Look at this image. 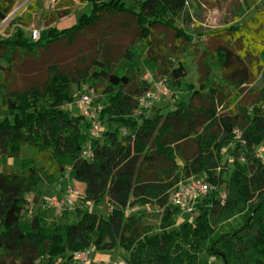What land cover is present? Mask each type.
Listing matches in <instances>:
<instances>
[{"label":"trees","instance_id":"1","mask_svg":"<svg viewBox=\"0 0 264 264\" xmlns=\"http://www.w3.org/2000/svg\"><path fill=\"white\" fill-rule=\"evenodd\" d=\"M80 1L91 3V11L71 27L58 30L56 21L74 12L73 0H54L40 16L47 25L44 35L39 32L36 40L30 33L25 35L33 14L20 10L7 22L15 26L12 33L0 36V105L7 112L0 119V154L18 155L23 145L29 149L21 171L0 173V264L42 260L58 264L67 252L69 260L90 245L99 251L122 250L126 264H211L202 255L220 264H264V160L256 154L257 146L264 145V85L249 88L256 93L252 105L239 102L243 87L264 68L260 57L264 7L243 24L210 33L226 34L227 43L204 50L205 73H200L195 88L182 83L184 59L190 46L202 42L203 34H194V29L183 25L184 0H140L132 6L120 0ZM16 2L0 0V22ZM116 15L131 17L138 33L137 43L124 58L132 61L133 52L144 55L161 77H169L173 87L187 90L191 99L205 100L207 105L177 100L166 113L146 116L143 110L140 116L134 115L138 97L148 89L146 85L130 88L129 70L136 64L129 63L123 71L102 59L79 77L53 66L43 84L10 89L11 80L3 69L13 66L16 55L18 59L24 54L35 56L52 43L70 44L104 17ZM240 16L236 14L234 20ZM154 27L174 33L175 49L184 51L180 58L163 60L161 53L167 45L153 48L155 53L150 56L148 50L142 53L141 44L153 47ZM213 70L219 74L210 77ZM80 81L100 94L93 102L106 104L101 112L108 126L97 136L90 133L91 120L70 105L84 93L79 91L74 98L72 85L79 87ZM219 105L227 109L224 114L217 110ZM86 145L90 154L83 156ZM226 150L230 157L225 156ZM217 167L219 174L208 177L205 172ZM227 172V179L222 180ZM198 175L205 176L216 190L200 198L198 214L175 229L172 224L180 210L169 203L171 180ZM60 178L85 184V195L78 198L81 205L71 210L76 221L57 223L27 215L30 200L26 195L35 186ZM222 181L225 191L218 187ZM221 192L224 200L219 197ZM104 197L111 208L107 216L89 211V203H99ZM147 205L156 208L159 232H151L144 223ZM134 206L139 210L126 215L125 210ZM234 218L236 224L225 229Z\"/></svg>","mask_w":264,"mask_h":264},{"label":"rangeland","instance_id":"2","mask_svg":"<svg viewBox=\"0 0 264 264\" xmlns=\"http://www.w3.org/2000/svg\"><path fill=\"white\" fill-rule=\"evenodd\" d=\"M125 5H135L140 0H120ZM142 1V0H141ZM74 12L69 16L61 17L56 21V27L58 30L71 27L83 14H88L91 11V3L81 2L80 0H73ZM54 4V0H17L12 12L0 22V36H7L8 33H12L14 25L7 23L12 15L20 10H29L33 14V18L30 20L28 26L24 28L25 35H28L32 30H38L42 35L46 33V21L41 19V13L47 11ZM264 7V0H191L185 9L183 17V25L189 30L194 29L196 32L203 34L202 42L195 43L190 46L185 54L186 74L183 77V85L192 86L197 88L199 85L200 73L203 75L204 68L202 65L204 53L206 50L214 49L220 44L227 43L224 39V33L210 34L217 28L226 25H240L250 19L255 13L256 9ZM236 14L241 15L238 20H234ZM137 30L134 21L131 17L126 15L106 16L104 19L97 23L95 26L88 28L84 33L76 35L75 40L68 44L64 41L52 43L47 49L39 51L37 55L24 54L21 58L16 55L15 62L12 67L3 69L4 76L11 80L10 89H23L29 85H41L43 84L49 75V69L53 66L69 73L74 77H79L82 73L90 71L92 69V63L96 60H110L114 66L119 67L125 71L129 63L133 62L137 66L134 69L129 70V74L132 75L133 82L131 89L137 86L146 85L148 89H152L156 83L159 82L161 75L154 70V64L152 61L145 59L144 55H140L138 52H133V60H127L124 58V54L129 48H132L137 42ZM153 47H148L144 44L140 45V50L143 52L149 51V55H153L155 50H160L161 46L167 45L162 50L163 60L168 58H180L184 51L175 49V36L169 29H163L162 27H154L152 29V36L150 39ZM169 45V47H168ZM235 45V44H234ZM155 48V50L153 49ZM205 50V51H204ZM190 52V53H189ZM192 53V54H191ZM190 54V55H189ZM264 62V49L260 55ZM1 64L5 66V63L1 61ZM214 74H219V71L213 70L210 77ZM257 80L253 81L250 85L243 87V92L239 100L240 104L252 105L256 97V93L249 90V88L256 89L258 84ZM260 83L264 81V71L261 73L258 80ZM81 82V81H80ZM264 83V82H262ZM262 85V84H261ZM167 93L170 97H163L161 100L154 103L152 108L144 110V115L154 116L157 113H166L173 108V104L177 100H183L185 102L191 101L196 106H206L207 102L199 98H190V93L187 90H181L180 88L173 87L170 83L169 77L165 84ZM147 89V90H148ZM82 91L88 93L92 102L91 105L97 112V117L100 116L99 122L101 125L100 131L103 132L108 126L106 121V115L101 110L106 107L104 102H93L100 94L98 91L93 90L88 84H83L77 87L76 84L72 85V92L74 98L77 97L78 92ZM77 100L74 99L71 102L73 110L76 111ZM217 110L220 114H224L227 109L219 105ZM7 114L0 105V119ZM134 115L140 116L138 111H133ZM115 125V124H113ZM127 130L122 129V133ZM263 146V142L257 146V149ZM229 156V152L226 150L225 156ZM29 156V149L26 145L20 147L18 155L4 156L0 154V173H10L12 171H21L24 167V162ZM262 156L264 153L262 151ZM230 157V156H229ZM228 158V157H227ZM219 168H212L210 172H205L208 177L219 174ZM210 173V174H209ZM227 173L222 175V180L227 179ZM172 185L169 191L174 188L179 180L172 179ZM67 180L63 178L58 179L54 183H42L35 186L26 197L30 200L31 214L33 217L40 215L47 220H56L57 223H72L75 222L77 217L74 211L62 213V215L54 216V211L47 205L48 198L54 193H61L65 187ZM224 181L218 184V187L225 191ZM77 190L78 196H75L76 206H80L79 197L85 195V184L80 181L71 180L70 182ZM224 188V189H223ZM92 202V201H91ZM89 211L101 214V216H107L110 212V205L107 199L104 197L102 201L89 207ZM156 208L152 205H147L144 209L145 218L144 223L150 228L151 232H159V217L156 215ZM198 214L197 209L193 214H188L184 210H180V213L176 215V222L172 224V227L177 229L182 221L191 220ZM23 219H29L26 216H22ZM237 218L231 219L224 225L225 229L229 225H234L237 222ZM92 253L90 257L94 256H106L107 260L101 264H113L117 259L124 258L125 252L119 249L102 250L99 251L94 245H90ZM68 252L65 254V259L58 264H67ZM211 262V264H220L219 261L202 255ZM35 264H44V260L36 262Z\"/></svg>","mask_w":264,"mask_h":264},{"label":"built area","instance_id":"3","mask_svg":"<svg viewBox=\"0 0 264 264\" xmlns=\"http://www.w3.org/2000/svg\"><path fill=\"white\" fill-rule=\"evenodd\" d=\"M191 0H184L185 8L188 6ZM38 30H32L30 32V37L32 40H36L39 36ZM168 81L167 77H161L159 82L154 85L152 89H148L143 92L138 97V106L137 111H143L150 109L155 102L161 100L163 97H170V94L167 93L165 84ZM76 106L79 109V112L87 119L91 120L92 126L90 133L93 136H97L100 131V122L97 119L96 110L91 105V96L88 93H80L78 96ZM237 137H239V132L235 130ZM90 146L86 145L82 150L83 156H88L90 154ZM262 151L264 153V145L257 149V156L264 160L262 156ZM216 190V186L208 181L205 176H191L187 179L178 182V184L172 188L169 192V203L179 210H184L188 214H193L196 209V202L203 198L209 193ZM75 196H78L76 188L67 181L61 194H52L48 198L47 205L52 208L55 215H61L65 210H73L76 206ZM221 200H224L225 193L221 192L219 194ZM92 205V203H89ZM111 209V208H110ZM139 210V207H128L125 210L126 215L133 214ZM27 215L31 214V208L28 207L26 212ZM92 250L90 247L85 248L80 251H76L72 254L71 258L67 261V264H90ZM113 264H126L124 258L117 259Z\"/></svg>","mask_w":264,"mask_h":264},{"label":"crops","instance_id":"4","mask_svg":"<svg viewBox=\"0 0 264 264\" xmlns=\"http://www.w3.org/2000/svg\"><path fill=\"white\" fill-rule=\"evenodd\" d=\"M260 55H261V53H260ZM264 63V62H263ZM264 71V68L262 69V71L260 72V74H259V76H258V78L256 79L257 81H256V83L258 84V86L256 87V89H258L259 87H261V86H263L264 85V83H262V82H264V81H262L261 83L258 81L259 80V78H260V75H261V73ZM262 84V85H261ZM107 260L106 259V256H103V255H100V256H94V257H92L91 258V261H90V264H101V262H103V261H100V260Z\"/></svg>","mask_w":264,"mask_h":264}]
</instances>
